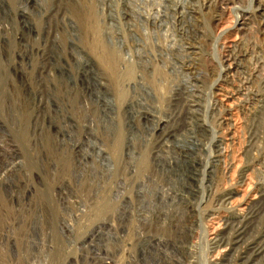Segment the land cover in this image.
Returning a JSON list of instances; mask_svg holds the SVG:
<instances>
[{"label": "rangeland", "instance_id": "1", "mask_svg": "<svg viewBox=\"0 0 264 264\" xmlns=\"http://www.w3.org/2000/svg\"><path fill=\"white\" fill-rule=\"evenodd\" d=\"M262 5L0 0V264H264Z\"/></svg>", "mask_w": 264, "mask_h": 264}, {"label": "built area", "instance_id": "2", "mask_svg": "<svg viewBox=\"0 0 264 264\" xmlns=\"http://www.w3.org/2000/svg\"><path fill=\"white\" fill-rule=\"evenodd\" d=\"M100 262H101V264H111V262L107 256H101Z\"/></svg>", "mask_w": 264, "mask_h": 264}, {"label": "bare ground", "instance_id": "3", "mask_svg": "<svg viewBox=\"0 0 264 264\" xmlns=\"http://www.w3.org/2000/svg\"><path fill=\"white\" fill-rule=\"evenodd\" d=\"M259 9H261V10H263V11H264L263 5H262V6H260V8H259ZM219 145H220V144H218V145H217L218 149H219ZM207 162H208V161H207Z\"/></svg>", "mask_w": 264, "mask_h": 264}]
</instances>
